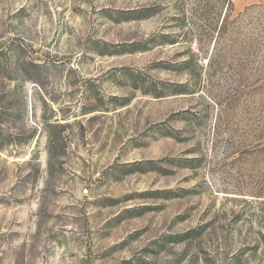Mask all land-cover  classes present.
Returning <instances> with one entry per match:
<instances>
[{
	"label": "rangeland",
	"instance_id": "obj_1",
	"mask_svg": "<svg viewBox=\"0 0 264 264\" xmlns=\"http://www.w3.org/2000/svg\"><path fill=\"white\" fill-rule=\"evenodd\" d=\"M0 264H264V0H0Z\"/></svg>",
	"mask_w": 264,
	"mask_h": 264
},
{
	"label": "trees",
	"instance_id": "obj_2",
	"mask_svg": "<svg viewBox=\"0 0 264 264\" xmlns=\"http://www.w3.org/2000/svg\"><path fill=\"white\" fill-rule=\"evenodd\" d=\"M225 2H228L229 5L231 4L232 0H224Z\"/></svg>",
	"mask_w": 264,
	"mask_h": 264
}]
</instances>
